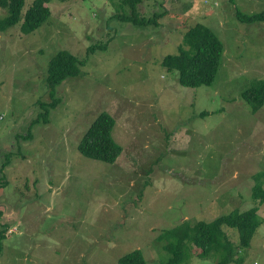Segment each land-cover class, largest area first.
<instances>
[{"label": "rangeland", "instance_id": "rangeland-1", "mask_svg": "<svg viewBox=\"0 0 264 264\" xmlns=\"http://www.w3.org/2000/svg\"><path fill=\"white\" fill-rule=\"evenodd\" d=\"M123 1L53 0L34 32H0V264H119L135 250L165 264L162 233L253 207L259 226L233 257L264 264V203L252 198L253 176L264 172V106L253 114L241 97L264 80V22L236 16L264 12V0H149L135 11ZM133 12L165 14L137 26L124 19ZM195 24L223 53L211 85L187 88L161 61L186 49L183 32ZM60 51L85 60L83 75L57 87L48 122L30 129L38 102H51L47 68ZM101 112L115 120L114 164L77 149ZM225 233L238 244L235 230ZM189 248L187 264H217Z\"/></svg>", "mask_w": 264, "mask_h": 264}, {"label": "trees", "instance_id": "trees-1", "mask_svg": "<svg viewBox=\"0 0 264 264\" xmlns=\"http://www.w3.org/2000/svg\"><path fill=\"white\" fill-rule=\"evenodd\" d=\"M53 0H33L30 7L22 13L25 0H0V8L6 12V17L0 20V32H3L17 24L20 31L29 34L37 30L50 16L47 5ZM65 2L67 0H58ZM149 0H124L135 11L136 7ZM139 10V9H138ZM139 12V11H138ZM165 13L152 14L146 19L139 17L136 12L124 17L127 21L134 22L137 26L147 23V26H156ZM236 16L242 23L264 22V12L255 15H244L236 11ZM183 45L178 48V53L168 55L161 61L162 67L168 72H178V83L182 87L198 88L211 85L219 69L223 45L217 36L203 25L195 24L183 32ZM102 49V47H100ZM90 48L87 55L93 51ZM85 60L79 59L68 51L58 52L49 62L47 68L46 87L51 102H38L41 114L31 126L42 122H48L49 113L54 110L59 100L56 98V89L68 78L82 76L81 68ZM242 99L250 106L254 114L264 106V80H253L250 86L241 94ZM115 126L114 118L101 112L90 124L78 143V152L85 158L114 164L122 152V148L114 142L112 137ZM28 129L24 139L30 134ZM11 154V153H10ZM1 169H5L11 162L10 156H4ZM254 185L252 198L259 203H264V172L253 176ZM8 184L2 183L1 188ZM258 209L253 207L247 211H231L209 222H197L190 224L184 222L179 226L167 230L157 239L165 241L163 246L170 258L165 264H187L191 259L189 244L200 250L201 258L212 257L217 264H240L241 258L234 259V255L241 249H248L251 239L259 226ZM225 229H233L238 234V244L231 242L225 233ZM3 233L0 236V252L2 249ZM119 264H147L139 250L132 251L122 256ZM162 264V263H159Z\"/></svg>", "mask_w": 264, "mask_h": 264}]
</instances>
